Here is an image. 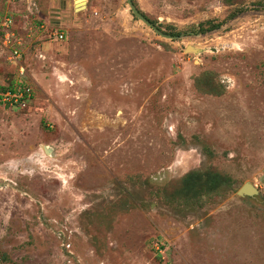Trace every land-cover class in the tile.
I'll list each match as a JSON object with an SVG mask.
<instances>
[{
	"label": "rangeland",
	"instance_id": "rangeland-1",
	"mask_svg": "<svg viewBox=\"0 0 264 264\" xmlns=\"http://www.w3.org/2000/svg\"><path fill=\"white\" fill-rule=\"evenodd\" d=\"M132 2L0 0V264H264V0Z\"/></svg>",
	"mask_w": 264,
	"mask_h": 264
},
{
	"label": "built area",
	"instance_id": "built-area-1",
	"mask_svg": "<svg viewBox=\"0 0 264 264\" xmlns=\"http://www.w3.org/2000/svg\"><path fill=\"white\" fill-rule=\"evenodd\" d=\"M14 20L11 16L0 15V48H3L6 54V61L10 65L18 67V78L12 81L11 88L0 90V104L9 109L25 110L32 102V90L23 78L25 77L23 68H19V41L14 34ZM57 38L62 39L61 34ZM22 77V79H19ZM10 86V85H8ZM7 86V87H8Z\"/></svg>",
	"mask_w": 264,
	"mask_h": 264
},
{
	"label": "water",
	"instance_id": "water-1",
	"mask_svg": "<svg viewBox=\"0 0 264 264\" xmlns=\"http://www.w3.org/2000/svg\"><path fill=\"white\" fill-rule=\"evenodd\" d=\"M127 4L129 6L131 12L133 13V15L136 18H138L139 20H141L143 23H145V25L151 27L156 33H158L162 37L171 38L170 36H167V35H164V34L160 33L147 19H145V17H143V15L136 9V7L134 6L132 0H127ZM192 51H195V50L192 49ZM239 193L242 194V195L253 196V195L257 194V191L255 190V188L253 186H251L249 184H244L240 188Z\"/></svg>",
	"mask_w": 264,
	"mask_h": 264
},
{
	"label": "bare ground",
	"instance_id": "bare-ground-1",
	"mask_svg": "<svg viewBox=\"0 0 264 264\" xmlns=\"http://www.w3.org/2000/svg\"><path fill=\"white\" fill-rule=\"evenodd\" d=\"M83 2H84V0H76V4L79 5V6H82L83 5Z\"/></svg>",
	"mask_w": 264,
	"mask_h": 264
},
{
	"label": "trees",
	"instance_id": "trees-1",
	"mask_svg": "<svg viewBox=\"0 0 264 264\" xmlns=\"http://www.w3.org/2000/svg\"><path fill=\"white\" fill-rule=\"evenodd\" d=\"M9 85L10 86H8V87H0V90H7V88H11V86H12V82L11 81L9 82Z\"/></svg>",
	"mask_w": 264,
	"mask_h": 264
}]
</instances>
